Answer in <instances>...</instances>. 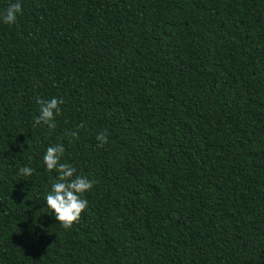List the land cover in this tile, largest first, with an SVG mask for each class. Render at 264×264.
<instances>
[{
    "label": "trees",
    "instance_id": "obj_1",
    "mask_svg": "<svg viewBox=\"0 0 264 264\" xmlns=\"http://www.w3.org/2000/svg\"><path fill=\"white\" fill-rule=\"evenodd\" d=\"M19 2L0 19V264H264V0ZM38 97L63 99L54 129ZM58 144L93 182L70 229L45 199Z\"/></svg>",
    "mask_w": 264,
    "mask_h": 264
},
{
    "label": "clouds",
    "instance_id": "obj_2",
    "mask_svg": "<svg viewBox=\"0 0 264 264\" xmlns=\"http://www.w3.org/2000/svg\"><path fill=\"white\" fill-rule=\"evenodd\" d=\"M22 12L19 0L11 3L0 19L4 24L12 25L16 22L17 15ZM36 103L40 106L39 115L35 118L37 125H47L49 129L56 127L53 122L55 116L61 111L60 106L64 103L63 99L52 97L49 100L37 98ZM83 128V124L77 126V131L70 134L78 138V129ZM98 146L108 143L106 131L96 135ZM65 148L62 144L49 146L43 156L46 170L56 172V179L53 180L51 190L46 194V205L54 213L56 220L65 228L70 229L74 223L79 222L82 213L88 207L87 199L82 198L83 194L93 187V182L87 177L76 175V168L71 164L61 162ZM35 169L25 165L19 169V174L32 176Z\"/></svg>",
    "mask_w": 264,
    "mask_h": 264
}]
</instances>
